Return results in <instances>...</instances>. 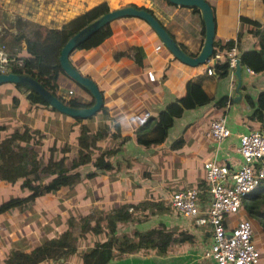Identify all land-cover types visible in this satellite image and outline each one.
<instances>
[{"label":"crops","instance_id":"crops-1","mask_svg":"<svg viewBox=\"0 0 264 264\" xmlns=\"http://www.w3.org/2000/svg\"><path fill=\"white\" fill-rule=\"evenodd\" d=\"M101 1L106 2L109 9L131 3L150 7L154 17L186 53L195 55L198 52L204 36L201 15L191 11L189 6L167 0H0V44L8 42L7 52L20 57L19 54H25L22 50L24 39L14 41V46L10 42L22 30L25 19L60 27ZM205 1L213 12V41L232 42L235 38L239 53L259 45L258 37L249 30L252 25L242 22L241 18L263 26L264 0ZM109 27V34L98 44L73 48L69 53L71 64L96 83L103 109L76 120L43 104L30 103L13 82L0 83V95L4 94L3 98L0 96V136L26 126L40 137L39 152L47 153L44 149L48 146L58 148L65 143L74 151L79 126L84 124L92 131L103 130L96 141L99 149H95V153L116 147L108 156L110 169L93 167L88 161L79 169L80 181L35 197L31 200L30 212L27 209L30 204L0 212V262L4 263L3 258L10 248H31L40 244L42 237L56 236H52L53 230L59 234L66 228L68 215L79 222V216L90 214V223L98 222L99 231L85 232L82 242L76 240L73 253L34 264H82L80 252L105 240L109 233L110 257L105 264H216L214 258L206 254L211 239L210 227L196 224L193 216L175 209L169 197L186 187L204 188L203 163L207 160L224 163L229 169L240 164L237 134L264 129V110L259 118L253 114L257 94L264 90V69L249 72L248 66L239 61V78L235 72L232 82L228 73L216 78L211 101L183 109L174 117L161 142L141 145L134 139L135 129L167 102L182 95L186 81L203 71L205 64L189 65L177 59L152 27L137 16L115 17L109 21ZM9 50L16 51L12 54ZM149 70L153 79L146 75ZM64 73L59 72L56 77L60 94L77 96L83 103L93 99L88 90ZM220 100L223 102L215 104ZM220 113L225 114L230 133L215 143L206 135V129L210 119ZM89 171L94 175L84 177ZM2 181L0 185L4 186ZM260 181L259 186L258 183L246 193L235 212L225 215L224 223L229 228L237 220L250 222L252 241L259 251L257 264H264V220L247 209V203L264 192V178ZM48 197L51 198L47 202H42ZM3 198L0 197V201ZM205 200L206 193L202 191L199 202ZM56 203L60 209L54 205ZM119 212L127 213L125 219L115 220L109 230L105 215L115 216ZM28 215L32 221L26 227L24 218ZM40 219L47 221L41 228ZM140 235L143 236L141 243L131 248L124 249L123 244L120 246L116 242L123 238L137 241ZM25 238H29V243L27 239L23 241Z\"/></svg>","mask_w":264,"mask_h":264},{"label":"trees","instance_id":"trees-1","mask_svg":"<svg viewBox=\"0 0 264 264\" xmlns=\"http://www.w3.org/2000/svg\"><path fill=\"white\" fill-rule=\"evenodd\" d=\"M131 5L145 8L152 13V9L148 6L142 4L136 5L134 3H131ZM189 8L191 11L199 12L200 14L198 7L189 6ZM108 9L106 2L101 1L64 22L60 27H49L30 19H25L22 30L10 42V45L14 46L20 38H23L25 47L22 50L25 54H19L22 59L21 64L16 65L11 63L9 70L32 76L68 105H90L93 101L92 98L88 102L83 103L78 100L77 96H64L57 91V74L59 72L64 73L57 56L61 46L70 35ZM241 21H246L252 25L249 30L258 37L259 45L255 48L238 52L239 61L254 71L264 69V25L262 26L246 17H242ZM109 32V22H107L89 34L74 48H88L96 45ZM14 41L16 42L14 43ZM7 43L4 44L6 48ZM230 44V40L224 43L214 40L212 43V53L217 50H224ZM16 50L18 51V49ZM16 50H9V52L11 51L13 54ZM211 67L213 69L212 73H206L204 68L203 71H198L194 76L190 77L186 81L185 92L182 95L167 102L135 129L134 139L138 144L151 145L161 142L166 135L168 127L171 126L174 117L179 116L183 109L193 108L211 101L216 78L224 76L227 72L226 59L222 57L214 60L211 63ZM13 84L20 88L24 97L30 103L43 104L55 110L37 92L28 86L20 83ZM76 84L84 88L81 84L77 82ZM68 93H71V90ZM13 99L15 100V97ZM222 102L223 100L216 101L215 104ZM99 109H103V106L101 105ZM255 110L253 114L259 118L261 111L264 110V90L257 94ZM72 117L76 120L84 118L79 116ZM102 134L103 130L95 129L92 131L86 125L81 124L76 138L77 146L74 148V151L66 143L62 146L60 145L58 148L51 145L47 149H44L47 150L46 160L39 155L38 145H40V137L36 134L35 130H30L28 127L23 126L21 130L15 128L10 133L0 136V181H11L15 176L22 175L24 176V185L27 191L25 194L13 195L0 201V212L13 207L23 208L29 206L27 205L28 201L34 199L36 196L74 185L81 179L80 167L88 161H90L93 167L110 169L111 163L108 160V156L115 152L116 147H110L98 153L94 152L95 149H99L96 141ZM93 175L94 172L89 171L85 172L83 176L92 177ZM260 182L257 186L261 184ZM56 207L57 209L61 208L60 205ZM247 209L260 220H264V192L256 194L247 203ZM52 211H55V209H52ZM106 215L104 217L105 224L110 230L113 227L114 221L125 219L127 213L119 212L115 216ZM90 217V214L79 216V222H76L73 215H68L66 218V228L61 230L58 235L48 239L42 237V242L31 248H10L3 258V262L5 264H34L43 259H58L73 253L76 248V240L79 237H84L87 231L96 233L95 231L101 229L98 222L90 223ZM110 237L111 234L109 233L105 240L97 241L90 245L88 249L81 251L82 264H105L110 257ZM142 240L143 236L140 235L137 241L123 238V240L118 239L116 242L117 244L119 242L120 246L123 244L122 248L125 249L140 244Z\"/></svg>","mask_w":264,"mask_h":264},{"label":"built area","instance_id":"built-area-1","mask_svg":"<svg viewBox=\"0 0 264 264\" xmlns=\"http://www.w3.org/2000/svg\"><path fill=\"white\" fill-rule=\"evenodd\" d=\"M159 46V45H158ZM156 46V48L158 47ZM224 57L230 82L235 66L239 63L237 41L234 38L228 48L211 53L205 60L206 73H212L211 63ZM20 57L10 55L6 46L0 44V72L9 71L11 63L20 65ZM247 71L251 69L246 67ZM153 79L152 71H146ZM70 92V90L68 91ZM223 113L210 119L206 135L215 143L228 136ZM237 151L240 164L233 169L224 163L207 160L203 163L204 188L186 187L173 192L170 204L181 213L193 216L198 225H207L211 230L209 249L206 252L216 264H257L259 251L252 241L253 229L248 220H237L227 228L224 220L227 213L235 212L247 192L264 178V129H250L237 134ZM202 191L206 193L204 203L199 202Z\"/></svg>","mask_w":264,"mask_h":264},{"label":"water","instance_id":"water-1","mask_svg":"<svg viewBox=\"0 0 264 264\" xmlns=\"http://www.w3.org/2000/svg\"><path fill=\"white\" fill-rule=\"evenodd\" d=\"M173 4L183 6L198 7L204 25V36L198 52L195 55L186 53L170 35V33L162 26V24L154 17V15L145 8H139L133 5H123L108 9L104 13L91 20L89 23L82 26L72 35H70L59 50L57 56L58 62L62 70L75 82L81 84L93 97V101L88 106H72L61 101L55 94L51 93L41 83L32 76L16 72L7 71L0 72L1 82L20 83L28 86L37 92L50 106L54 109L71 116L86 117L94 113L102 104V96L96 83L88 76L80 73L70 62V51L80 42H82L89 34L98 29L103 24L111 19L123 16L133 15L145 20L155 31L163 45L180 61L189 64L197 65L204 63L208 56L212 53L214 21L211 6L205 0H167ZM235 75L239 78L240 64L238 63L234 69ZM239 82H237L236 87Z\"/></svg>","mask_w":264,"mask_h":264},{"label":"rangeland","instance_id":"rangeland-1","mask_svg":"<svg viewBox=\"0 0 264 264\" xmlns=\"http://www.w3.org/2000/svg\"><path fill=\"white\" fill-rule=\"evenodd\" d=\"M2 98L4 97V94H1L0 95ZM39 155H41L45 160H46V157H47V153L45 152V153H43V152H39ZM1 183H3L4 184V186H2V185H0V197L1 198H3L4 196H6V195H10V196H13L14 194L13 193H17V195L20 193L18 190H22V191H25L26 192V188H25V185H24V176H22V175H20V176H15L14 178H13V180H3ZM7 187V188H6ZM16 190V191H15ZM20 194H22V193H20ZM9 196V197H10ZM37 197V196H36ZM41 198H43V197H41ZM51 197H48V198H46V199H43V201L42 202H47L49 199H50ZM3 199H5V198H3ZM32 200V199H31ZM31 200H29L28 201V203H27V205H29L30 204V206L27 208L28 210L29 209H31ZM32 203H34L35 204V206H36V201H33ZM60 203V202H59ZM54 205H57V206H59V204L58 203H56V204H54ZM54 205H51V206H53L54 207ZM29 212H30V210H29ZM41 213V212H40ZM29 215H30V213H29ZM27 216L26 218H24L26 221H25V223H24V226H26V227H28L29 226V224L31 223V221H32V219L31 218H29L30 216ZM39 221V226H40V228H41V226L43 225V224H46V222L47 221H43V222H41L42 220L40 219V220H38ZM60 230H61V228H60ZM59 230V231H60ZM54 231V234L52 235V236H54V235H57L58 234V232H56V230H53ZM30 234V233H29ZM50 234V232H48V234L47 235H49ZM46 235V236H47ZM9 236H12V234H10L9 233ZM42 237V236H41ZM80 239H77V242H82V240H84V239H82V237H79ZM27 239V240H26ZM26 240V243H29L28 242V240H29V238H25V239H23V241H25ZM42 240H41V238H40V242H41ZM5 244L6 245H8V242H6L5 241ZM0 264H5V263H2V262H0Z\"/></svg>","mask_w":264,"mask_h":264}]
</instances>
